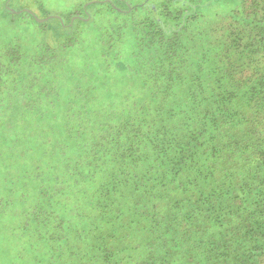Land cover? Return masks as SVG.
Segmentation results:
<instances>
[{
	"label": "trees",
	"instance_id": "1",
	"mask_svg": "<svg viewBox=\"0 0 264 264\" xmlns=\"http://www.w3.org/2000/svg\"><path fill=\"white\" fill-rule=\"evenodd\" d=\"M18 2L0 264H264V0Z\"/></svg>",
	"mask_w": 264,
	"mask_h": 264
},
{
	"label": "rangeland",
	"instance_id": "2",
	"mask_svg": "<svg viewBox=\"0 0 264 264\" xmlns=\"http://www.w3.org/2000/svg\"><path fill=\"white\" fill-rule=\"evenodd\" d=\"M38 2L40 3L41 1L44 3V4H47V5H64V4H72V5H75V4H78L79 2L83 1V0H19L18 2V5H21L23 6L24 8H22L21 10H28V6L29 5H32L33 2ZM34 7L33 8H37V3H34L33 4ZM32 5V6H33ZM27 6V7H26ZM15 11H17L18 9L17 8H13ZM49 18H43V20H48ZM131 87H136L134 84H131ZM135 99L133 100H137L139 99L140 95H138V93H135ZM144 101H148V99L144 100Z\"/></svg>",
	"mask_w": 264,
	"mask_h": 264
},
{
	"label": "water",
	"instance_id": "3",
	"mask_svg": "<svg viewBox=\"0 0 264 264\" xmlns=\"http://www.w3.org/2000/svg\"><path fill=\"white\" fill-rule=\"evenodd\" d=\"M8 10L11 11V12H13V13H16L17 12L14 9L10 8V7H8ZM42 21H46V20H42Z\"/></svg>",
	"mask_w": 264,
	"mask_h": 264
}]
</instances>
